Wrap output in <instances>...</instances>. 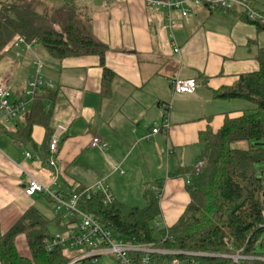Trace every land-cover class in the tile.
I'll use <instances>...</instances> for the list:
<instances>
[{
	"label": "crops",
	"instance_id": "obj_1",
	"mask_svg": "<svg viewBox=\"0 0 264 264\" xmlns=\"http://www.w3.org/2000/svg\"><path fill=\"white\" fill-rule=\"evenodd\" d=\"M250 1L264 12V0ZM65 2L76 5L95 37L107 44L105 63L116 73L112 94L101 95L103 69L96 54L57 59L36 39L16 45L15 38L3 49L0 80L10 87L12 100L27 98L36 63H43V76L55 84L54 99L46 100L47 107L53 104L49 127L60 133V142L53 168L46 155L45 126L33 125L31 141L24 142L9 134L23 126V114L0 128V234L31 207L48 224L51 220L56 229L63 227L49 196L25 193L28 174L65 194L102 181L116 199L134 206H144L146 190L155 189L161 208L155 223L171 226L191 201L190 175L178 171L196 165L204 149L200 133L208 126L217 131L226 114L236 116L247 107L241 99L215 98L214 91L259 68L264 30L240 11L205 6L184 17L179 9L169 12L152 0ZM176 76L196 78V91L174 94L169 80ZM164 103L170 104V128L148 139L154 124L163 120ZM95 136L106 141L107 148L93 147ZM20 237L26 245L20 235L19 250Z\"/></svg>",
	"mask_w": 264,
	"mask_h": 264
},
{
	"label": "trees",
	"instance_id": "obj_2",
	"mask_svg": "<svg viewBox=\"0 0 264 264\" xmlns=\"http://www.w3.org/2000/svg\"><path fill=\"white\" fill-rule=\"evenodd\" d=\"M241 16L264 30L263 21L250 20L244 13ZM17 35L27 42L40 41L57 59L98 55L103 69L101 95L111 96L116 73L105 63L108 46L95 37L90 22L76 5L64 2L43 12L25 0L1 5L0 60L5 53L3 49ZM258 58L257 70L244 73L237 83L214 91L215 98L241 99L253 107L236 116L226 114L217 131L208 126L200 133L204 149L196 162L204 160L205 164L198 171L195 165L179 169L178 174L190 175L187 188L191 201L174 224L163 228L156 225L161 208L155 189L146 190L144 206L118 199L104 203L100 194L81 199L79 205L121 236L154 241L158 247L179 252L160 254L158 259L188 257L202 264H264V177L256 170V163L264 160V46L259 49ZM41 91L24 112L23 126L9 134L21 142L31 141L33 125L45 126L48 156L53 104L47 107L46 100H53L54 95L47 86ZM239 141H247L248 146L236 147ZM82 189L84 186H79L71 193ZM47 223L37 209L26 210L9 230L0 234V264H65L69 257L61 247L47 248L46 239L51 237L45 230ZM20 235L26 238L29 254H22L18 248ZM238 252L249 258L234 262L225 256Z\"/></svg>",
	"mask_w": 264,
	"mask_h": 264
},
{
	"label": "built area",
	"instance_id": "obj_3",
	"mask_svg": "<svg viewBox=\"0 0 264 264\" xmlns=\"http://www.w3.org/2000/svg\"><path fill=\"white\" fill-rule=\"evenodd\" d=\"M153 3L161 4L169 12L172 9H179L182 16L186 17L196 7H207L210 10L234 11L238 10L244 13L250 20H260L264 22V13L256 10L250 3V0H152ZM170 17V16H169ZM171 22V26L176 23ZM26 43L24 37L18 36L15 44ZM178 52L179 48L175 47ZM43 63H36L35 72L32 74L25 90L27 98L12 100L10 87L0 80V126L9 127L10 123L18 116L24 114L28 109L29 103L39 94L42 87L54 88L55 84L51 79H46L42 72ZM171 90L174 94L193 93L197 89V80L194 77L183 78L176 76L169 80ZM164 111L161 123H155L151 132L147 134L149 139L152 134L158 133L161 128H170V104H162ZM60 142V133L53 132L49 140V165L57 168L56 154ZM91 145L100 149H105L108 143L95 136ZM27 156H32L30 152ZM205 164L204 160L196 163L195 169L198 171ZM189 182V181H188ZM27 195L42 193L50 197L54 203V212L66 227L64 231H58L51 234L46 239V245L49 250L55 247L66 246L72 249L77 248V255L65 264H105L112 261L113 264H202L200 261L188 257H177L174 259H158V255H167L179 253L174 250L158 247L154 241H140L136 237H124L108 227L104 222L97 219L93 214L84 210L79 202L81 199H91L93 195L100 194L104 203H110L116 200L114 193L102 181L91 187H84L81 191L65 194L61 191L53 190L48 185L43 184L34 176L28 174L27 182L24 187ZM264 217V210L262 212ZM186 254H197L185 252ZM68 256L67 254H65ZM232 258L234 262L249 258L241 253L225 255ZM69 257V256H68Z\"/></svg>",
	"mask_w": 264,
	"mask_h": 264
},
{
	"label": "rangeland",
	"instance_id": "obj_4",
	"mask_svg": "<svg viewBox=\"0 0 264 264\" xmlns=\"http://www.w3.org/2000/svg\"><path fill=\"white\" fill-rule=\"evenodd\" d=\"M16 1H18V0H16ZM25 1L31 3V7L32 8L37 9L40 12H43L46 8L57 7V6L61 5V4H63L66 0H25ZM6 2H7L6 0H0V7H1V3L2 4L4 3L3 5H6V4L10 3V1H8V3H6ZM80 14L85 19L88 20L86 15H84L82 13H80ZM17 37H18V35H17ZM241 103H243L244 106H245V104L247 106L246 109H244V111H251V109H249V107H253V105L251 103H249V102H247L245 100H243ZM235 146L236 147H241V148H246L248 146V142L247 141H239V142L235 143ZM256 170H257V174H259L260 176L264 177V160L256 163ZM54 214H55V212H54ZM51 223H52L51 220H49V224L47 223V226L45 227V230L49 231L51 234L56 233L58 231L62 232V231H64L66 229L64 224H63L62 228L56 229V227H54V225L51 224ZM157 236L160 237L159 234H157ZM18 242H19V247H20L21 253H23L25 255L29 254L28 248L25 245L24 240H23L22 237L19 238ZM63 251H64V254H67L69 256V258H73V257H75L77 255V248L76 249H72L70 246H66V247L63 248ZM105 264H113V262L112 261H107Z\"/></svg>",
	"mask_w": 264,
	"mask_h": 264
},
{
	"label": "bare ground",
	"instance_id": "obj_5",
	"mask_svg": "<svg viewBox=\"0 0 264 264\" xmlns=\"http://www.w3.org/2000/svg\"><path fill=\"white\" fill-rule=\"evenodd\" d=\"M58 172V171H57Z\"/></svg>",
	"mask_w": 264,
	"mask_h": 264
}]
</instances>
